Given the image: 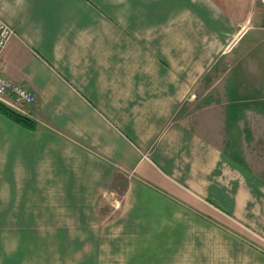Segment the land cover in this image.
Listing matches in <instances>:
<instances>
[{
	"label": "crops",
	"instance_id": "crops-1",
	"mask_svg": "<svg viewBox=\"0 0 264 264\" xmlns=\"http://www.w3.org/2000/svg\"><path fill=\"white\" fill-rule=\"evenodd\" d=\"M227 5L0 0L15 29L4 74L35 95L13 108L33 126L0 112V264L168 263L206 239L237 262L250 245L208 214H264V170L240 136L264 133V81L231 79L222 110L187 107L254 50Z\"/></svg>",
	"mask_w": 264,
	"mask_h": 264
},
{
	"label": "rangeland",
	"instance_id": "rangeland-1",
	"mask_svg": "<svg viewBox=\"0 0 264 264\" xmlns=\"http://www.w3.org/2000/svg\"><path fill=\"white\" fill-rule=\"evenodd\" d=\"M227 4L229 9L239 20V32L241 33L240 37L244 35L239 45H254V50L251 54L239 52L235 59H232V55L224 59L223 63L228 66V70L225 72L223 71L224 73L220 72L218 74V71H215L211 73V75L207 76L204 91L201 92L199 96H195L191 101H189V104L187 105L189 111L202 110V112L205 113L214 111V109L222 110V105L225 106V103H222V100L228 92L227 89H230L231 87V79H237V81L243 80L247 83L248 80V82H250V79L253 78L256 84H262L264 81V25H262L258 4L256 0H227ZM259 30L261 32H259ZM14 104L16 106H20L19 103ZM7 106L18 110L15 106L13 107L9 104ZM207 117H209V115L206 116V118ZM208 120H210V118H208ZM245 124L246 118L244 117L240 119L239 125L243 126ZM228 132V135H225L224 132V137L226 138L225 140H229L231 134V137L235 136V132L231 133L230 129ZM236 136H238V134ZM240 136L244 155H249L251 163L258 171H263L264 133L256 132L250 140L245 139L244 133ZM117 182L118 183L115 184L113 188L122 192L123 182ZM256 214L258 216L254 220H250L249 224L245 221H236L232 217H228L224 214H218L216 211H214L213 215L208 214L212 218L216 217V220L222 223L223 227H226L233 233L240 235V237L244 238L247 244L250 245L248 247L244 245L245 250L240 248L238 255L232 256L233 260L234 258H238L237 262H234L231 259L226 261L229 255L225 256L221 252V249H226V246L222 247L216 245L215 241L206 239V244H204V241L201 245L197 244L196 246H193V240L191 244L188 242L185 246H181L179 249L175 248L173 259L170 254L169 262L166 263L165 260L161 259L162 256H160V260H163L164 262L160 261L159 264H264L263 260L257 259V257L254 259L250 253V251H252L255 254L256 252L264 254V229L262 227V224H264V214L259 212ZM246 248L248 251H246ZM160 253L166 255L165 252ZM111 255L113 260L110 264H119L118 253H112Z\"/></svg>",
	"mask_w": 264,
	"mask_h": 264
},
{
	"label": "built area",
	"instance_id": "built-area-1",
	"mask_svg": "<svg viewBox=\"0 0 264 264\" xmlns=\"http://www.w3.org/2000/svg\"><path fill=\"white\" fill-rule=\"evenodd\" d=\"M261 20L264 23V0H256ZM15 34V29L0 17V100L15 106L14 103H32L35 101V95L28 86L15 82L8 78L3 71L2 53L8 40ZM12 100V101H11Z\"/></svg>",
	"mask_w": 264,
	"mask_h": 264
},
{
	"label": "trees",
	"instance_id": "trees-1",
	"mask_svg": "<svg viewBox=\"0 0 264 264\" xmlns=\"http://www.w3.org/2000/svg\"><path fill=\"white\" fill-rule=\"evenodd\" d=\"M0 112L5 114L6 116L12 118L13 120L17 121L20 124L27 125V126H33L34 125V121L31 118L17 112L13 108L7 106V104L1 100H0Z\"/></svg>",
	"mask_w": 264,
	"mask_h": 264
}]
</instances>
